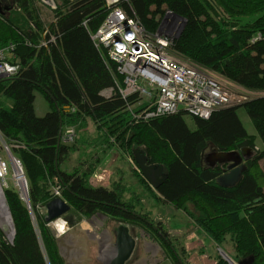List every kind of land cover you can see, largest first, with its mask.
<instances>
[{
    "label": "trees",
    "instance_id": "1",
    "mask_svg": "<svg viewBox=\"0 0 264 264\" xmlns=\"http://www.w3.org/2000/svg\"><path fill=\"white\" fill-rule=\"evenodd\" d=\"M53 1L54 21L48 24L38 0H0V50L13 47L19 66L17 76L0 80V135L24 169L30 202L29 209L16 190L4 193L15 235L10 241L0 229V264H66L51 220L42 214L57 202L77 224L102 216L139 228L182 264L162 224L138 211L140 195L126 199L121 183L92 187L97 162L71 172L61 169L62 161L86 144L77 130L74 143L66 144L64 132H82L90 123L98 131L96 144L118 149L135 165L134 152L141 151L149 165L164 167L167 178L156 191L136 172L153 196L182 210L216 246L229 238L239 262L253 258V264H264V96L218 110L207 120L178 114L141 121L138 97L120 95L123 79L92 39L108 17L107 1ZM119 6L149 34L157 33L169 14L182 18L176 52L250 93L264 94V0H121ZM36 93L49 105L42 117L36 114ZM241 109L256 135L245 129ZM209 150L247 151L235 186L218 183L226 171L205 164Z\"/></svg>",
    "mask_w": 264,
    "mask_h": 264
},
{
    "label": "rangeland",
    "instance_id": "2",
    "mask_svg": "<svg viewBox=\"0 0 264 264\" xmlns=\"http://www.w3.org/2000/svg\"><path fill=\"white\" fill-rule=\"evenodd\" d=\"M109 1L114 2V0ZM38 6L41 9V18L48 24L52 23L54 21V11L56 10L54 1L38 0ZM176 24L180 25V28H178L174 33L175 35H173L170 52L174 58L183 63L195 64L173 49L175 40L180 37L179 33L183 26L181 22ZM108 62L110 61L108 60ZM228 81L232 91L243 96L251 95L249 91L236 85L230 79H228ZM36 96L37 112H40V103H42L44 107H49L40 93H36ZM245 103H238L235 108H241ZM238 114L248 133L256 134L254 126L246 112L241 109ZM76 130L78 132V138L84 137L86 140L85 147H82L80 152L72 154L70 156L71 158L64 159L61 163V169L66 172H71L79 166L87 168L95 165L97 162L96 171L108 169L111 174L107 187L109 189L116 185V177L121 178V184L128 190L125 194V198L128 199L132 193H137L142 197V206L138 208V211L141 214L148 213L154 222L162 224L182 264H218L219 260H223L227 264H231L230 261L239 264V260L233 249V243L229 238H226V242H224L222 246H216L195 221L182 210H176L173 206L164 204L161 199L153 196V193L138 182V178L136 177V172L139 171L137 165L125 158H121L117 152H108L103 160L98 158L100 154L98 151V144L95 142L96 139H98L96 126L90 123L86 130L82 132L78 128ZM257 141L260 140L258 139ZM257 146L258 149L262 148L259 142H257ZM6 147L0 135V157L4 158L7 162L10 171L7 182L11 190H16L20 194L16 188L14 169ZM102 154L103 153H101V156ZM213 156L214 153L211 150L205 154L204 162L206 165L210 164L209 159ZM14 157L18 159L16 156ZM260 166L264 172V159L260 161ZM57 190L60 194V188ZM57 190L55 188L53 194H55ZM42 214L49 219V207L47 209H42ZM60 220L66 224L67 229L64 234H60L54 226V224ZM50 227L55 233L61 255L66 264H104V261L109 260L113 255L115 244L114 231L119 226L113 222H107V220L102 217L83 220L81 224H77L76 219L72 215L62 214L50 221ZM129 229L130 234H132V237L136 240V247L131 259L126 264H175L173 253L170 250L167 251L159 242L155 239L152 240L148 234H145L139 228L130 227ZM8 235L10 236V234L7 233L6 236ZM108 248L111 250L110 256H108L107 253Z\"/></svg>",
    "mask_w": 264,
    "mask_h": 264
},
{
    "label": "built area",
    "instance_id": "3",
    "mask_svg": "<svg viewBox=\"0 0 264 264\" xmlns=\"http://www.w3.org/2000/svg\"><path fill=\"white\" fill-rule=\"evenodd\" d=\"M106 1L110 8L108 17L92 39L98 48L106 51L110 63L116 65V72L123 79L120 95L138 97L139 120L147 122L178 114L207 120L218 110L264 96L260 93L239 95L231 90L224 76L174 58L170 52L171 40L180 25L162 24L157 33L149 34L135 17L119 6L121 0ZM13 50V47L0 50V80L19 73ZM76 135L75 128H68L63 141L72 144ZM9 172L7 162L0 157V182L5 188H10ZM110 175L108 169L96 171L89 183L94 188H107ZM55 194L59 195L58 190Z\"/></svg>",
    "mask_w": 264,
    "mask_h": 264
},
{
    "label": "water",
    "instance_id": "4",
    "mask_svg": "<svg viewBox=\"0 0 264 264\" xmlns=\"http://www.w3.org/2000/svg\"><path fill=\"white\" fill-rule=\"evenodd\" d=\"M6 10H8V8H6ZM0 11L2 10L0 9ZM178 22L183 23V26L179 33L181 34L183 27L185 26V20H183L182 18L174 14H169L165 18L163 24L171 26L172 24H176ZM7 151L11 159L13 155L9 151V149ZM134 157H135V163L142 177L148 182V184L153 188V190L155 191L158 190V188L165 182L167 178L164 167L161 165H149L148 158L141 151H135ZM212 159L213 160L211 163L209 161L210 167L221 166L225 168L224 170L226 171V173L218 179V183L221 186L226 187V188L233 187L241 180L242 173L245 170L244 162L247 159V151L242 150L240 153L239 152H231V153L215 152ZM21 170H22L23 176L25 177L22 167H21ZM24 184L26 187V196H25L24 202H26V204L28 205L30 209L28 183H27L26 177L24 178ZM66 211H67V206L64 203H60V202L53 203L49 206V219L48 220H52L64 214ZM9 215H10V212H9ZM11 223H12V235L10 236L8 235V238L13 240L15 233H14L12 219H11ZM0 229H1V226H0ZM1 230L3 231L5 235H7V232H5L3 229ZM114 235H115V244H114L113 255L109 260L104 261V264H126L133 255V252L136 247V240L132 237V235L130 234L129 228L126 226H119L117 229H115ZM253 261H254L253 258H248L246 260L241 261L239 264H253Z\"/></svg>",
    "mask_w": 264,
    "mask_h": 264
},
{
    "label": "bare ground",
    "instance_id": "5",
    "mask_svg": "<svg viewBox=\"0 0 264 264\" xmlns=\"http://www.w3.org/2000/svg\"><path fill=\"white\" fill-rule=\"evenodd\" d=\"M11 162H12L13 169H14V179H15L16 188L20 192L22 199L25 200L26 187L24 184L25 177L23 176V173L21 170L22 165L19 163L18 159H16L14 156L11 157ZM8 189L10 188H5V186H3L2 183L0 182V226L5 232L12 235L11 217L9 215V211L6 206L5 199H4V192L5 190H8ZM54 226L57 228L60 234H64L66 232L67 228H66L65 222L61 220L57 221L54 224ZM110 248L107 249L108 256H110V252H111V250H109ZM230 262L231 264H235L232 261Z\"/></svg>",
    "mask_w": 264,
    "mask_h": 264
},
{
    "label": "crops",
    "instance_id": "6",
    "mask_svg": "<svg viewBox=\"0 0 264 264\" xmlns=\"http://www.w3.org/2000/svg\"><path fill=\"white\" fill-rule=\"evenodd\" d=\"M40 112H37V96H36V100H35V110H36V114L38 115V116H44L48 111H49V107H44V106H42V103H40ZM250 134V133H249ZM251 135H256V134H254V133H252ZM257 142H259L260 143V145H261V147H262V143L260 142V141H257ZM98 148H99V154L100 155H98V158H100L101 160H103L104 158H105V155L108 153V152H117V154L119 155V156H121V158H125V157H123V155L121 154V152L118 150V149H116V148H113V147H111V148H106V147H103L102 145H101V143L99 142L98 143ZM120 152V153H119ZM101 153H103L102 154V156H101ZM71 158V157H70ZM122 168H123V163H122ZM115 180H117L116 182L119 184V183H122V179L121 178H115ZM116 183V184H117Z\"/></svg>",
    "mask_w": 264,
    "mask_h": 264
},
{
    "label": "flooded vegetation",
    "instance_id": "7",
    "mask_svg": "<svg viewBox=\"0 0 264 264\" xmlns=\"http://www.w3.org/2000/svg\"><path fill=\"white\" fill-rule=\"evenodd\" d=\"M212 157L209 159V161H210V163L212 162ZM229 173V172H228ZM100 217H102V216H100ZM102 218H104V217H102ZM95 219V218H94ZM229 262V261H228ZM240 263V262H239Z\"/></svg>",
    "mask_w": 264,
    "mask_h": 264
}]
</instances>
